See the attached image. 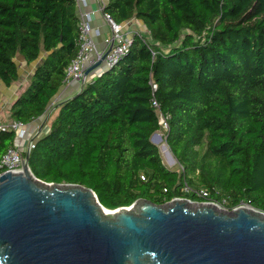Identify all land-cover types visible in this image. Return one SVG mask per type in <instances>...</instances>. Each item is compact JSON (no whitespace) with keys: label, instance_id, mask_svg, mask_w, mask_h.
Listing matches in <instances>:
<instances>
[{"label":"trees","instance_id":"trees-1","mask_svg":"<svg viewBox=\"0 0 264 264\" xmlns=\"http://www.w3.org/2000/svg\"><path fill=\"white\" fill-rule=\"evenodd\" d=\"M104 11L119 24L141 20L153 41L136 33L118 63L57 105L34 139L32 173L90 187L109 209L182 197L264 211V0H109ZM79 49L77 0H0L4 84L19 79L17 53L28 64L44 53L11 104L13 121L46 112ZM159 112L181 170L151 141ZM16 139L0 128V163Z\"/></svg>","mask_w":264,"mask_h":264},{"label":"water","instance_id":"water-1","mask_svg":"<svg viewBox=\"0 0 264 264\" xmlns=\"http://www.w3.org/2000/svg\"><path fill=\"white\" fill-rule=\"evenodd\" d=\"M35 138L0 174V264H264V211L182 197L109 209L90 187L37 178Z\"/></svg>","mask_w":264,"mask_h":264},{"label":"built area","instance_id":"built-area-1","mask_svg":"<svg viewBox=\"0 0 264 264\" xmlns=\"http://www.w3.org/2000/svg\"><path fill=\"white\" fill-rule=\"evenodd\" d=\"M100 1L101 7L104 8L106 4H104L102 0ZM104 14L110 27L111 36L105 38V46L102 49H97L96 47L90 19L79 17L80 49L76 57L72 59L66 68L64 84L69 83L70 81L85 83L91 79H89V74L95 69L101 68L103 71L109 69L129 52L134 35L137 32L134 29L131 30V28L125 26V23L119 24L115 22L108 13L105 12ZM154 87H156V85H154ZM154 105L158 107L157 101H154ZM159 115L162 127L166 130L168 128L167 118L160 112ZM24 127L25 124L17 121H12L7 125H0V128H10L15 130L17 138H23L26 135ZM26 150L27 147L23 149L19 147V145L10 147L0 163V166L3 168L2 172L7 170H20L22 168V155ZM182 189L186 193L196 192L199 196L204 197L208 195V191L205 188L194 189L188 183H184Z\"/></svg>","mask_w":264,"mask_h":264},{"label":"crops","instance_id":"crops-1","mask_svg":"<svg viewBox=\"0 0 264 264\" xmlns=\"http://www.w3.org/2000/svg\"><path fill=\"white\" fill-rule=\"evenodd\" d=\"M102 1L104 4H107L109 0ZM104 13L105 11L104 8L101 7L100 0H77V14L79 17L90 19L93 28L92 33L97 49H102L105 46V38L111 36L110 27ZM124 23L125 26L131 28V30H147L145 24L141 20L136 18H132ZM35 67L36 66L33 67V70L35 69ZM33 70H31L30 74L33 72ZM102 71V69H95L93 71L94 76L98 75ZM30 74L23 81L21 89H23L22 87L29 85ZM82 85L83 83L77 81H70L69 83H65L62 85L58 93L50 101L46 112L31 123L25 125L24 128L26 130V135L23 138H17L20 139V141L23 140L21 148L28 147L29 141L33 136L37 137L38 135L49 130L50 124L58 112L57 105L64 99L78 92ZM7 87H12V89H10V92L5 97L10 99V105L6 109L5 103H3V97L0 98V125H7L13 121L10 118V108L13 101L18 97L19 89L18 86L15 85V82L11 86ZM17 139L16 142L18 143Z\"/></svg>","mask_w":264,"mask_h":264},{"label":"rangeland","instance_id":"rangeland-1","mask_svg":"<svg viewBox=\"0 0 264 264\" xmlns=\"http://www.w3.org/2000/svg\"><path fill=\"white\" fill-rule=\"evenodd\" d=\"M138 29V28H137ZM137 33H140L141 35H145L148 39H150L151 41H153V39L151 38L150 34L147 32L146 29H139V30H135ZM44 56V53H41L39 59L31 64H28L26 62V60L24 59V57L20 54V53H17L16 56H15V61L18 65V68H19V79L15 82V85L18 86V95L21 94L22 92H24L27 87H22L23 89H21V85L23 83V81L26 79V77L30 74L31 70H33V67L34 66H37V64L40 62V60L43 58ZM101 68H99L100 70ZM96 76V75H95ZM94 77V72H91L89 74V79L90 78H93ZM27 84V83H26ZM10 89H12V87H7L4 82L0 79V91L2 93V97L4 99L3 103H5V107L6 109L8 108V106L10 105V99L9 98H5L6 95L10 92ZM158 135L155 137L154 141L156 142V145L158 146L159 150H160V154H161V157L163 159V162L171 169H180L181 170V166L180 164L177 162L175 156L172 154V152L170 151V148L168 146V143L166 141V137H165V129L162 127L161 130L157 131ZM19 147H21V144L23 142V140L20 141V139H17ZM166 146L167 147V150H168V154L165 153V151L163 150V146ZM25 149V148H23ZM167 205V203L165 204V206ZM245 206H249L248 204H244ZM198 205H193L192 207H197ZM219 207L221 208V210H224V211H231V210H228L227 208H224V207H221L219 205Z\"/></svg>","mask_w":264,"mask_h":264},{"label":"bare ground","instance_id":"bare-ground-1","mask_svg":"<svg viewBox=\"0 0 264 264\" xmlns=\"http://www.w3.org/2000/svg\"><path fill=\"white\" fill-rule=\"evenodd\" d=\"M163 150L165 151L166 154H168L167 147L164 145ZM196 205V203H190V206Z\"/></svg>","mask_w":264,"mask_h":264}]
</instances>
